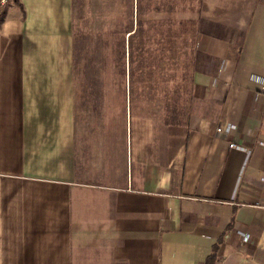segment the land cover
<instances>
[{"label": "crops", "instance_id": "crops-1", "mask_svg": "<svg viewBox=\"0 0 264 264\" xmlns=\"http://www.w3.org/2000/svg\"><path fill=\"white\" fill-rule=\"evenodd\" d=\"M129 1L0 12V264H264V0L195 10L172 106L126 88Z\"/></svg>", "mask_w": 264, "mask_h": 264}, {"label": "rangeland", "instance_id": "rangeland-1", "mask_svg": "<svg viewBox=\"0 0 264 264\" xmlns=\"http://www.w3.org/2000/svg\"><path fill=\"white\" fill-rule=\"evenodd\" d=\"M9 1L1 2L0 0V12ZM210 1L209 4L205 0L129 1V30L131 32L126 38V43L129 45V49H126V58L133 60L131 63L134 62V65L129 67L128 62L126 63V88L129 84L131 89H153L165 92L163 97L150 100L157 101L154 104L156 106H162L165 101V106H169V100L174 98V93L182 89V86L184 88L188 85L182 80L180 87L178 79L181 73L180 65L182 64L183 69V62L189 58L187 46L192 41L194 42L195 27L194 18H191V15H194L195 10L200 13L206 6L213 9L217 18L224 19L230 7H235L239 0ZM221 1H224V5ZM225 2H228V5L225 6ZM179 13L182 15L181 19L177 17ZM184 28L185 34H182L181 31ZM157 44L160 47L162 45L165 51L147 48ZM157 59L160 61L159 64H157ZM129 72L131 79L128 77ZM147 79H150V82L146 81Z\"/></svg>", "mask_w": 264, "mask_h": 264}, {"label": "trees", "instance_id": "trees-1", "mask_svg": "<svg viewBox=\"0 0 264 264\" xmlns=\"http://www.w3.org/2000/svg\"><path fill=\"white\" fill-rule=\"evenodd\" d=\"M15 2H17V0H14ZM190 29V28H189ZM182 34H185V28L183 31H181ZM187 50L189 51V58L185 59V62H183V69H182V64L180 65L181 66V73L179 74V85L181 87V81L184 80V82H186L188 85L185 86L183 88L182 86V89L180 88V90L178 89L177 90V93L178 92H181L183 94V97H182V101L184 103V101L188 100L187 96L189 94V90H190V83H191V74H192V54L191 52H193V41L187 46ZM191 68V69H190ZM173 101H174V98H172L171 100H169V104L172 106L173 105ZM171 109V112H173L172 110V107L170 108ZM170 119H172V116H170ZM217 242V241H216ZM214 243L212 245V248H211V251L207 254V256L205 257V259L203 260L202 263L200 264H215V250H216V244L217 243Z\"/></svg>", "mask_w": 264, "mask_h": 264}, {"label": "built area", "instance_id": "built-area-1", "mask_svg": "<svg viewBox=\"0 0 264 264\" xmlns=\"http://www.w3.org/2000/svg\"><path fill=\"white\" fill-rule=\"evenodd\" d=\"M4 1H5V0H1V2H4ZM260 89H261V90H264V83H261V84H260ZM229 145L232 146L233 144L230 143ZM245 238H246V234H243V235H242V239H245Z\"/></svg>", "mask_w": 264, "mask_h": 264}]
</instances>
